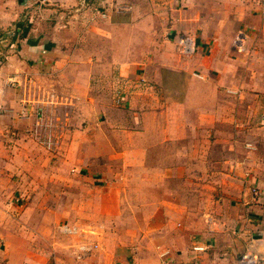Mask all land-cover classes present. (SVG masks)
Returning a JSON list of instances; mask_svg holds the SVG:
<instances>
[{
  "label": "crops",
  "instance_id": "obj_1",
  "mask_svg": "<svg viewBox=\"0 0 264 264\" xmlns=\"http://www.w3.org/2000/svg\"><path fill=\"white\" fill-rule=\"evenodd\" d=\"M97 175L123 205L58 264H264V0H0V264H46L38 197Z\"/></svg>",
  "mask_w": 264,
  "mask_h": 264
},
{
  "label": "rangeland",
  "instance_id": "obj_2",
  "mask_svg": "<svg viewBox=\"0 0 264 264\" xmlns=\"http://www.w3.org/2000/svg\"><path fill=\"white\" fill-rule=\"evenodd\" d=\"M111 87L112 85L103 84L100 86V90L104 91L106 95L110 97L109 92L111 91ZM108 102L111 103L113 102L112 97L110 98V100H108ZM48 125L54 127V125L52 124H48ZM56 129L57 128L54 127L53 137L55 139L57 138L56 135L57 136L59 135ZM40 138L41 137L39 136V139ZM44 147L45 150L47 151V153L45 152L46 154H48L51 150H55V148H50L48 145L47 146L44 145ZM55 151H57V149ZM65 154H67V150ZM72 157L74 158L73 155ZM71 173L72 174L76 173V170L75 169L71 170ZM121 181L123 182L122 179ZM81 185H83L84 193L79 192L77 194V191L74 190V191H70V193L65 197L67 201L65 210L63 209V207H60V202L63 198L60 197L59 195L58 196L43 195L41 197H38L39 200L36 201L37 208L42 206L44 208V211L45 209H48L46 212L43 213L44 217L41 218L45 220L46 225L53 227L55 226L56 223V227L60 226V228L66 231L65 233L70 232L69 235L70 237H73L72 240L74 243L77 242V240H79V238L82 236L87 237L86 234H93L92 228L95 225L98 224L101 225L103 224V222L105 223L107 219H109L108 217L109 214L104 212L106 207H114L115 204L118 203H120V206H122L124 202V198L122 201L120 200V197L122 198L121 189L119 187L109 188L110 185L107 184V182L102 179V176L99 177V175H97L93 178H91V176H84L83 178L79 177V180H76L73 186L80 187ZM114 195H116L117 199L115 198ZM24 200L26 202V199ZM28 204L27 206H29ZM29 216H30V221H36V219H38V214H36V210L34 209H32V212L29 213ZM64 223H66V225H64ZM67 224L70 226H68ZM77 224L80 225V228L79 229L77 228L76 231ZM85 227L89 229H86ZM51 230L49 231L51 232V236H55L56 234H59L57 232L58 230H56L57 233L55 232V230L54 231ZM60 239L65 242L64 243L58 242L54 244L41 243L40 245L36 244L35 248L40 247L46 250V254L48 257V262H46V264H56V263L58 264V258L62 257V254L58 253L59 250L64 253V256H66V258H69L70 254L72 255V253L73 254L76 253L74 252V250L77 243H75L73 246L72 240L68 239L64 235H62ZM97 246L98 245L96 243H93V241L87 240L86 244H83L79 247V251L77 253H79L80 255L81 252H84L85 256L91 255L92 252L96 250ZM56 247H58L59 250ZM72 247H74V250H72ZM87 247H89V250H87ZM81 256L83 255L81 254ZM34 260L35 262H39L38 258Z\"/></svg>",
  "mask_w": 264,
  "mask_h": 264
},
{
  "label": "built area",
  "instance_id": "obj_3",
  "mask_svg": "<svg viewBox=\"0 0 264 264\" xmlns=\"http://www.w3.org/2000/svg\"><path fill=\"white\" fill-rule=\"evenodd\" d=\"M241 37L237 39V43H241ZM197 42L196 40L188 35H182L177 40V51L179 54L186 56V55H194L197 51ZM49 136V137H48ZM48 139L46 140V144L51 146L52 145V134H49ZM195 250L202 251L205 250L204 246L198 245L194 246ZM84 250V249H83ZM87 250H89V247H87ZM237 264H258V258L253 257L251 255H242Z\"/></svg>",
  "mask_w": 264,
  "mask_h": 264
}]
</instances>
